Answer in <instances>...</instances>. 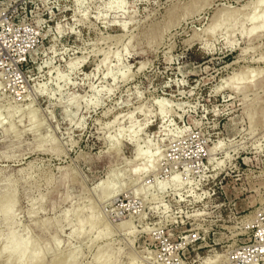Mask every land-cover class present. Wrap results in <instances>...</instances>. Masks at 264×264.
<instances>
[{"label":"rangeland","instance_id":"374dc122","mask_svg":"<svg viewBox=\"0 0 264 264\" xmlns=\"http://www.w3.org/2000/svg\"><path fill=\"white\" fill-rule=\"evenodd\" d=\"M62 1L0 83V264H224L264 212V0Z\"/></svg>","mask_w":264,"mask_h":264},{"label":"built area","instance_id":"2783aa9c","mask_svg":"<svg viewBox=\"0 0 264 264\" xmlns=\"http://www.w3.org/2000/svg\"><path fill=\"white\" fill-rule=\"evenodd\" d=\"M33 1L34 8H28L31 0H0V83L7 81L20 86L23 81L22 66L27 63L30 51L42 46L46 39L41 32L46 28L60 31L63 23H68L66 17L58 20L56 15V12L60 13L62 0ZM97 1L99 0H64V4L73 2L82 7ZM48 4L51 5L48 13V17H52L51 21L44 18L46 13L43 10ZM75 16H78L77 13ZM263 217L264 212L256 215L255 222L258 225L250 228L253 233L252 243L227 253L224 264H259L264 261V226L261 224ZM191 240L197 241V235H192Z\"/></svg>","mask_w":264,"mask_h":264},{"label":"bare ground","instance_id":"6f19581e","mask_svg":"<svg viewBox=\"0 0 264 264\" xmlns=\"http://www.w3.org/2000/svg\"><path fill=\"white\" fill-rule=\"evenodd\" d=\"M148 154V153H147ZM156 154V153H155ZM143 156H145V154H140V153H138V154H136V157L137 158H140V157H143ZM150 156V155H149ZM151 157V156H150ZM157 157V156H156ZM143 158H145V157H143ZM151 160H153V156L151 157V158H149V161L151 162ZM153 162V161H152ZM150 165V164H149ZM151 165H152V163H151ZM150 165V166H151ZM152 167H153V165H152ZM146 168H148V167H146ZM146 168L144 167L143 169H145L146 170ZM142 169V168H141ZM134 171L135 172H133V173H136V171H137V168L136 169H134ZM138 171H139V169H138ZM148 171V170H147ZM146 172V171H145ZM137 174V173H136ZM144 175V174H143ZM173 182L174 183H176V182H178V180H177V178H174L173 179ZM177 184V183H176ZM161 185V184H160ZM10 206V205H9ZM6 207V206H5ZM8 207V206H7ZM3 215H7V212H6V214H3ZM6 220V219H5ZM12 242L13 243H11L14 247H12L11 249H13V248H15V251H19V253H20V256L22 255L21 253H25V251H26V246L23 244V243H21V242H18V241H14V240H12ZM25 250V251H24ZM10 251V250H9ZM14 251V252H15ZM11 252H13V250H11ZM13 252V253H14ZM16 253V252H15ZM19 253H17L16 255H19Z\"/></svg>","mask_w":264,"mask_h":264}]
</instances>
